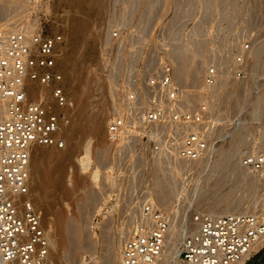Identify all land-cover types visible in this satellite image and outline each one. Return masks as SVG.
<instances>
[{
    "label": "rangeland",
    "instance_id": "374dc122",
    "mask_svg": "<svg viewBox=\"0 0 264 264\" xmlns=\"http://www.w3.org/2000/svg\"><path fill=\"white\" fill-rule=\"evenodd\" d=\"M2 1L0 9L5 7L6 0L4 4ZM11 1L6 2L4 22L14 18L11 11L19 3L12 5ZM78 2L52 0L53 22L47 25L51 31L66 32L68 41L59 57L66 54L67 67L74 71L72 81L65 82L74 104L66 125L68 136L63 132L67 145L64 149L37 145L31 153L34 174L30 195L39 202L44 229L57 239L56 250H52L55 262L50 264H105L107 245L129 237L122 234L123 228L127 224L137 226L140 209L147 202L168 215L175 224H171L173 228L179 230L168 236L164 251L167 260L163 257L160 263L175 264L179 256L168 255V243L174 237L177 248L183 249L182 242L190 234L181 227L184 218L188 224L195 213L211 212L214 200H222V205L241 204L233 209L235 215L258 212L249 204L255 197L260 198L259 176L251 172L258 176L259 185L249 186V177H238L240 168L235 173L228 168L236 166L245 155L264 151V0H98L79 2L80 6ZM74 30L81 33L77 43H73ZM113 31H119L121 37L112 39ZM176 51L195 55L194 70L202 72L201 82L195 84L189 77L183 85H177L190 99L186 105L182 103L183 111H205L199 130L207 134L209 151L203 162H193L174 173L176 180L171 189L177 196L161 206L155 180L163 172L157 171V164L160 161L165 166L173 158L165 151L167 129L158 136L154 131L114 143L107 123L126 103L127 93L145 92L146 79L156 74L162 63H169L175 70ZM238 55L244 57L238 68L244 71L240 79L235 75L234 59ZM210 67L218 71L217 83L212 87L205 81ZM87 83L93 84V92L87 91L86 97L75 100L80 86ZM36 96L37 92L31 95ZM85 102L96 106L100 112L97 117L101 118L99 129L90 134L71 128L77 110ZM259 111L262 113L257 115ZM241 136L247 138L243 139L246 144L233 157H227L232 141ZM87 142L91 163L82 169L80 158ZM44 153L57 154L56 161L50 164L42 159ZM95 168L98 175L93 181L90 171ZM52 169L60 179L56 184L51 183ZM73 224L82 240L79 251H73L67 235ZM254 253L246 264H264V246Z\"/></svg>",
    "mask_w": 264,
    "mask_h": 264
},
{
    "label": "built area",
    "instance_id": "2783aa9c",
    "mask_svg": "<svg viewBox=\"0 0 264 264\" xmlns=\"http://www.w3.org/2000/svg\"><path fill=\"white\" fill-rule=\"evenodd\" d=\"M17 1L11 11L16 19L0 25V264H47L49 241L27 189L34 147L67 145L63 129L74 104L58 62L67 36L47 27L53 22L52 0ZM120 35L113 31L111 37ZM234 63L235 75L243 78L239 67L244 57L236 56ZM217 74L215 67L208 69L207 86L216 85ZM144 87V93H127L126 103L108 121L110 140H135L154 131L158 136L167 129L165 151L171 157L196 161L205 152L207 157L209 139L199 130L205 111L182 110L183 92L174 81L173 67L162 63ZM240 163L260 178L261 210L224 216L195 213L197 230L185 238L180 254L186 264H246L254 257V245L264 238V151L245 155ZM139 215L134 234L123 241L120 264H159L171 218L148 202Z\"/></svg>",
    "mask_w": 264,
    "mask_h": 264
},
{
    "label": "bare ground",
    "instance_id": "6f19581e",
    "mask_svg": "<svg viewBox=\"0 0 264 264\" xmlns=\"http://www.w3.org/2000/svg\"><path fill=\"white\" fill-rule=\"evenodd\" d=\"M3 1H5V0H3ZM3 1H2V3H3ZM11 1V0H10ZM75 1H79L80 3H97L98 2V0H75ZM102 1V0H101ZM0 2H1V0H0ZM6 2H8V0H6ZM6 2H5V7H6ZM14 3V2H17V0H12L11 1V3ZM79 2H78V4H79ZM99 2H100V0H99ZM1 3V4H2ZM13 3H12V5H13ZM101 3V2H100ZM8 4H9V2H8ZM7 4V5H8ZM11 5V4H10ZM9 5V6H10ZM81 4H79V6H80ZM14 6H15V4H14ZM13 6V7H14ZM5 7L3 8V9H0V20H2L3 21V19L5 18ZM8 7V6H7ZM12 7V8H13ZM1 8V7H0ZM8 9V8H7ZM14 9H15V7H14ZM7 12V11H6ZM8 15V14H7ZM13 17V16H12ZM12 17H10V18H12ZM6 18H7V16H6ZM14 18H15V16H14ZM14 18H12L11 20L13 21V20H15ZM6 20V19H5ZM10 19L8 20V21H11ZM4 22V21H3ZM4 23H6V22H4ZM179 23V22H178ZM73 32V34H72V36H73V43H77L79 40H80V38H81V33L79 32V31H72ZM172 33V32H171ZM171 37V36H170ZM172 39V38H171ZM67 40V39H66ZM68 41V40H67ZM173 41H174V39H173ZM173 43V42H172ZM171 43V44H172ZM174 45V44H173ZM189 50V49H188ZM186 51H187V49H186ZM186 51H183V52H180V53H178V51H176L175 52V54H176V56H177V60L175 61V63H176V66H175V70H174V81L176 82V83H178L180 86L181 85H183V83L185 82V80H187L189 77L191 78V81L193 82V83H195V84H197L198 82H201V74H202V72H198V70H194V63L192 62L193 61V57L195 56V55H193V54H191L189 51H188V53H186ZM185 52V53H184ZM195 58V57H194ZM175 59V58H174ZM58 62L61 64V66H63L64 68H63V70H64V75H65V82H67V81H72V79H73V77H72V75H73V72L74 71H71V70H69L68 69V67H67V56H66V54L65 55H63V56H61V57H59V59H58ZM188 81V80H187ZM186 84V83H185ZM201 84V83H200ZM92 86H93V84H91V83H87L86 85H81L80 86V91H79V93H78V95H77V98L75 99V100H77V101H79L80 99H83L84 97H86L85 96V92H87L88 91V93H91V92H93V89H91L92 88ZM185 86V85H184ZM183 92V91H182ZM184 94V93H183ZM184 95H186V94H184ZM183 95V97H182V103L183 104H185V102L187 103V101H189L190 99L187 97V96H184ZM187 95H188V93H187ZM213 95V94H212ZM190 96V95H189ZM191 98V97H190ZM261 98V97H260ZM192 100V99H191ZM88 102V101H87ZM87 102H85L84 104H82V107H81V109H78L77 110V115H76V118H75V120L72 122L73 123V125H71V128H74V127H78V128H80V129H82V130H84L85 132H87V133H92L93 131H95V130H97V128L99 129V127H100V125L99 124H101V121H100V119L97 117L98 115H97V113L99 112V110L97 109V107L96 106H91V105H89V104H91V102H89V104H86ZM190 102V101H189ZM188 102V103H189ZM86 104V105H85ZM186 105V104H185ZM262 112L261 111H259V113H257V115L259 114H261ZM99 114H100V112H99ZM100 116V115H99ZM258 117H260V116H258ZM65 129H63V132H64V134L66 133L67 134V136H68V129H69V126L67 127V126H65L64 127ZM160 133V132H159ZM160 135V134H159ZM66 135H65V137H67ZM67 139V138H66ZM243 139L244 140H246L247 138L246 137H244L243 138V136H241V137H237L236 139H234L233 141H232V143H231V149L229 150V152L227 153V157H233L236 153H238L239 152V150L241 149V147H243V145H245L246 144V141H244L243 142ZM89 142H87V144H86V150H85V154L83 155V157H81L80 158V162H81V166H82V169H85V168H87L89 165H90V163H91V156H90V148H89ZM106 148H108V147H106ZM106 151V150H105ZM57 154H54V153H50V154H48V153H44L43 154V156H42V159H48V161L50 162V164H52L53 162H55L56 160L55 159H57V156H56ZM228 158V159H229ZM100 159H104V157L101 155V157H100ZM55 160V161H54ZM169 160L170 161H168L167 162V164L164 166V165H162L161 164V162L159 161V163L157 164V171L158 172H163L162 174H160L158 177H157V179L155 180L156 181V185H157V187L158 188H156V189H158V190H156V198L157 199H159L158 201H159V205L161 204V206H165L169 201V199H171L172 198V196L173 195H175V194H173L174 192L172 191V187H173V185L171 184L172 182H175V181H173V180H176L175 179V175H174V173L176 172L177 173V171L179 172V170H182L183 168H185V167H188V165L190 166L191 165V163L193 164V162L194 163H198V162H203V160H204V154L202 155V157L200 158V159H198V160H196V161H182V160H180V159H178L177 157H175V158H169ZM229 161V160H228ZM166 162V161H165ZM189 162H190V164H189ZM226 162V161H225ZM157 163V162H156ZM195 165V164H194ZM228 165V164H227ZM225 166V165H224ZM223 167V166H222ZM225 167H227V166H225ZM224 167V168H225ZM241 169V172L240 173H238V177H240V178H243V179H245L246 180V178L247 177H249L250 178V181H248V182H251L250 183V185L249 186H255L256 185V187H258V185H259V183L257 184L256 182H257V180H258V176L257 175H255V174H252L251 173V171L250 170H248V169H245L242 165H241V163H240V161H238V163L236 164V166L234 165H231L229 168H228V170L231 172V173H235V171L237 172V170H235V169ZM189 169V168H188ZM227 170V171H228ZM164 171H165V173H164ZM34 172V168L31 166V169H30V173H31V180H32V176H33V173ZM252 174V175H251ZM97 175H98V169H93V170H91L90 171V176L92 177V180L93 181H96V179H97ZM177 175V174H176ZM236 175H237V173H236ZM257 176V177H256ZM178 177V176H177ZM256 177V178H255ZM174 178V179H173ZM31 180H30V183H29V186H28V189H27V198H31L32 200H33V204H34V206L38 209L39 207H38V205H39V202H38V204H37V202H35V200H34V198L35 197H33L32 195L33 194H31L30 195V190H31V185H32V182H31ZM249 180V179H248ZM60 181V179L57 177V175H56V171H55V169L53 170L52 169V172H51V183L52 184H56V183H58ZM33 190V189H32ZM32 193H34V192H32ZM200 195H203V194H201L200 193ZM30 196V197H29ZM32 196V197H31ZM175 196H177V193H176V195ZM217 199V198H216ZM207 200H208V197H207ZM206 200V201H207ZM221 199H219V201H220ZM214 201H216V200H214ZM214 201H212L213 202V204H212V210H214V213H211L212 212V210H211V212H208L209 214H212V215H214V216H224V215H235V213L234 212H236V211H234L233 212V209L235 208V210H237L236 208L237 207H239V206H241V204H237L238 206H235V204H233V203H231V204H226L225 203V205H222V204H219V203H221V201L220 202H218V203H214ZM152 202V201H151ZM211 202V203H212ZM201 203V202H200ZM199 203V205H201ZM223 203V202H222ZM229 203V202H228ZM252 204H249L250 206H251V208H254V210H258V211H260V208L262 207V202H261V200H260V198L257 196V197H255L254 198V201H252L251 202ZM169 204V203H168ZM249 207V206H248ZM206 209V208H205ZM201 212V211H200ZM250 213V212H249ZM40 214H42V213H40ZM185 217V216H184ZM183 217V218H184ZM184 220H185V218H184ZM184 220H182V222H181V227L182 228H184L185 230H189V232H190V234H188V235H191V234H193V233H195L196 232V230H197V225H196V223L194 222V220H193V218L188 222V224L184 221ZM181 221V220H180ZM172 224V223H171ZM41 225H42V227L44 228V226H43V224H42V219H41ZM173 225V224H172ZM170 226V230H169V235L171 236H174V234H175V232L177 231L176 229H174L173 228V226L175 225H173V226ZM180 226V225H179ZM175 227V226H174ZM77 227L73 224V225H71V226H69V228H68V233H67V235H68V237L70 238V240H71V243H72V248H73V251H79L83 246H82V244L80 245V243H82L81 241V236L79 235V234H77L78 233V231H77ZM125 229V233H122V234H125L126 236L128 235V236H130L133 232H135V229H136V227L135 226H133L132 224H127V226H126V228H123V230ZM183 229V230H184ZM45 230V232H46V235H47V238H48V241H49V253H48V256H47V264H50V262H55V259H54V256H53V254H52V250L57 246L56 244V242H57V239H56V237H54V236H52L51 235V231L50 230H46V229H44ZM174 230H176V231H174ZM179 231V230H178ZM177 231V232H178ZM188 232V231H187ZM168 235V236H169ZM187 235V236H188ZM171 236V237H172ZM176 237V236H175ZM170 239V238H169ZM111 240V239H110ZM168 242V241H167ZM167 242H166V244H167ZM177 242H178V240H176L174 237L172 238V240H170V243H168V244H170L169 246H171V248H170V251H168L169 253H168V255L170 256H172V255H174V254H177L178 256H179V262H175V264H186L183 260H181L180 259V253H181V251L183 250V249H180V248H177ZM108 243V242H107ZM122 244H123V240H122V238H120V240L118 241V244L116 243L115 244V242H110V244L109 245H107L108 246V250H107V254H106V256H105V264H120V261H121V250H122ZM183 244H184V240H183V242H182V248H183ZM88 246V245H87ZM264 246V238L263 239H261L260 241H258L255 245H254V248H253V250H255V251H258V250H260L262 247ZM86 247V246H85ZM107 248V247H106ZM84 249V248H83ZM54 250H56V249H54ZM167 253V252H166ZM166 253L164 254L163 253V256H162V258L163 257H165L164 259L165 260H167V255H166ZM166 255V256H165ZM162 258H161V261H162ZM161 261H160V263H161ZM159 263V264H160Z\"/></svg>",
    "mask_w": 264,
    "mask_h": 264
}]
</instances>
